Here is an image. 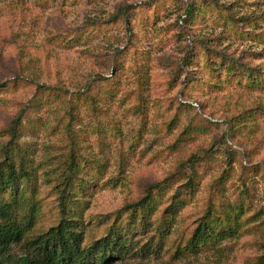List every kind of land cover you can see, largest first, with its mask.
Instances as JSON below:
<instances>
[{
  "label": "rangeland",
  "instance_id": "1",
  "mask_svg": "<svg viewBox=\"0 0 264 264\" xmlns=\"http://www.w3.org/2000/svg\"><path fill=\"white\" fill-rule=\"evenodd\" d=\"M6 158L31 173L15 213L34 220L4 264L59 222L72 179L85 245L118 229L120 264H264V0H0ZM207 211L234 232L190 253Z\"/></svg>",
  "mask_w": 264,
  "mask_h": 264
},
{
  "label": "trees",
  "instance_id": "2",
  "mask_svg": "<svg viewBox=\"0 0 264 264\" xmlns=\"http://www.w3.org/2000/svg\"><path fill=\"white\" fill-rule=\"evenodd\" d=\"M223 68L222 73L225 79L237 76L246 78L252 84L255 69L245 68L242 70L240 66L232 63H227ZM76 175V171H71L65 179H75ZM30 181L31 173L24 166L18 167L7 158L0 163V264H4L5 255L10 252L13 245L20 244L24 240L26 231L32 226L33 210L27 217L23 216L20 221L15 213L18 208L17 203L24 194L25 186ZM65 183L66 188L61 189L58 195L59 222L45 233L37 236L31 242L30 255L20 257L17 264H120L131 247L128 239L123 237L118 229L111 227L106 235L85 245L84 231L81 224L78 223V216L73 213L72 201L74 202L77 197L76 193H80L87 183L82 180L77 183L73 179L65 181ZM157 186L154 185V187ZM188 186L189 192L192 194V182ZM158 189L157 192L163 191V188ZM180 196L176 194L166 207L165 214L167 216H175L182 208L185 200ZM149 198L150 193L134 206L136 210L132 211L131 219L139 214V222L144 224L145 218L152 210L150 205L154 203L149 202ZM116 216L119 217L120 214H116ZM162 228L158 226L157 230L162 233L164 230ZM233 232V228L226 229L216 217H212L207 211L199 220L185 248L195 254L211 244L232 236Z\"/></svg>",
  "mask_w": 264,
  "mask_h": 264
}]
</instances>
